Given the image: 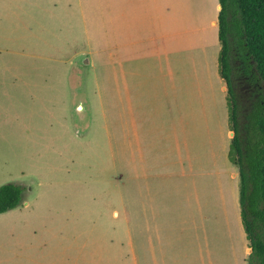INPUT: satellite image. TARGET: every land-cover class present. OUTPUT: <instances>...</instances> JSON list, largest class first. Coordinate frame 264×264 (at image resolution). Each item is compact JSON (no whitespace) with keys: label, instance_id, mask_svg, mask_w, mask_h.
<instances>
[{"label":"rangeland","instance_id":"1","mask_svg":"<svg viewBox=\"0 0 264 264\" xmlns=\"http://www.w3.org/2000/svg\"><path fill=\"white\" fill-rule=\"evenodd\" d=\"M212 4L176 0L192 48L142 47L145 58L116 40L98 0H0V186L24 189L0 214V264L247 263L239 187L209 156L194 172L204 138L176 133L180 150L162 156L140 116L167 110L164 83L186 87L182 113L217 111ZM232 78L248 112L264 83Z\"/></svg>","mask_w":264,"mask_h":264},{"label":"crops","instance_id":"2","mask_svg":"<svg viewBox=\"0 0 264 264\" xmlns=\"http://www.w3.org/2000/svg\"><path fill=\"white\" fill-rule=\"evenodd\" d=\"M175 1L176 0H170V2L169 0H98V3L105 12L106 20L115 24L117 33L116 40L120 38L118 40L119 43H129L130 45L128 46L134 50V53L141 56L140 53L144 51L142 47L149 52L152 51V49H157L158 51H164V53H168L177 47V51L181 52L184 45L186 47V53H188L187 47L192 48V46H190L192 35L187 33V30L184 28L178 30L175 27V24H178L179 15L181 13L183 15L186 14L184 8L182 11L178 10ZM212 3L213 14L208 16L204 28L211 27L215 40L213 47H216V51L211 58V64L220 93L217 111H214L213 114H191L187 111L182 113L189 104L188 91L185 90L186 87L181 86V83L174 85L162 83L164 91L162 94H159L158 97L163 103H166L167 110L159 112L158 115H153L154 113L152 115H146L141 112L140 116L146 120L151 119L150 121H155L152 130L154 137H157L158 141L167 142L165 146L166 149L159 150V154L162 156L166 154L167 151H172L174 154L176 151L180 150L182 143H180V139L175 136L176 133L182 136L194 134L198 137V135H201L204 141L199 146V156L193 158L194 165L196 166V164L201 162L207 165L206 159L207 156H209L208 163L216 161V164L221 170L224 169L228 171V179L233 182L236 191L237 187H239L240 191L239 170L229 158L230 144L234 133L231 130L229 122L227 89L225 82L220 77L218 64L220 43L218 40L217 15L220 6L218 0H212ZM188 19L184 18V20ZM185 34L184 44L181 47L182 35ZM195 49L196 48H194V50ZM92 54L94 53L90 55V67L93 64ZM141 57L147 58L148 54ZM183 69H185V67H183L182 70ZM170 72H176V69L171 68ZM142 78L145 77L143 76ZM146 87L147 81L145 80L139 81L134 86V88ZM177 117L180 118L177 122H171L176 121ZM190 124H192V128ZM207 152L210 153L205 154ZM212 164L214 163H211L209 167ZM194 172H197L199 176V167L196 166ZM237 201L238 197L236 195L235 202L236 210L238 211ZM237 220H239V215ZM250 251L251 249L249 248L248 250L247 248L246 255H249ZM171 261L172 260H167V264H171ZM159 263L165 264V261H159ZM243 264H247L246 260H243Z\"/></svg>","mask_w":264,"mask_h":264},{"label":"trees","instance_id":"3","mask_svg":"<svg viewBox=\"0 0 264 264\" xmlns=\"http://www.w3.org/2000/svg\"><path fill=\"white\" fill-rule=\"evenodd\" d=\"M218 4L219 73L234 133L229 158L239 170L240 217L251 249L247 264H264V92L254 91L248 112L243 111L232 78L236 73L248 83L256 77L264 83V0H218ZM240 116L246 122L241 129ZM23 191L12 183L0 186V214L20 206Z\"/></svg>","mask_w":264,"mask_h":264},{"label":"water","instance_id":"4","mask_svg":"<svg viewBox=\"0 0 264 264\" xmlns=\"http://www.w3.org/2000/svg\"><path fill=\"white\" fill-rule=\"evenodd\" d=\"M251 252V251H250Z\"/></svg>","mask_w":264,"mask_h":264}]
</instances>
